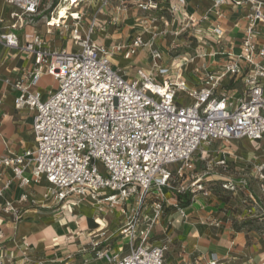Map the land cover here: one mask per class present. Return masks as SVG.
Listing matches in <instances>:
<instances>
[{
	"label": "built area",
	"instance_id": "1",
	"mask_svg": "<svg viewBox=\"0 0 264 264\" xmlns=\"http://www.w3.org/2000/svg\"><path fill=\"white\" fill-rule=\"evenodd\" d=\"M112 1L4 0L9 14L6 22L0 19L6 30L0 43L33 59V70L22 73L12 87L14 108L32 113L34 147L0 155V168L10 173L8 178L0 173V216L16 224L25 203L40 211L71 212L86 205L99 213L117 212L123 221L117 232L126 241V251L97 250L101 264H163L167 246H152L149 240L171 206L166 193L189 194L191 203L196 194L208 195L203 175L195 173V164L205 161L204 147L240 139L258 144L264 138V0H212L216 21L207 30L184 12V0L168 3L167 12L177 24L174 37L184 34L195 46L190 62L217 55L223 59L214 71L195 67L194 86L188 85L182 69L188 54L163 65L162 53L152 48L159 35L150 30L155 18L140 21L142 31L152 33L149 42L142 33L128 44L106 46L95 38L104 30L100 16L119 9ZM63 5L73 6L75 13L50 26ZM133 6L160 11L157 0H133ZM223 7L242 11L233 26L240 38L207 54L208 46L222 44ZM41 18L44 34L33 33L20 45L17 33L34 28ZM55 36L71 42L75 50L47 47V37ZM143 48L148 49L147 68H135L132 77L127 68H114L113 60L129 61ZM42 75L56 82L55 91L36 88ZM227 162L224 152L213 163L206 161V171L226 170ZM263 171V165L254 166L262 182ZM42 181L46 187L41 200L30 199L26 188ZM12 185L22 190L15 201L5 198ZM238 185L246 184L228 179L222 188L235 191ZM172 206L177 208V203ZM177 210L186 216L184 209ZM2 239L0 230V244ZM186 264L220 262L215 254H199Z\"/></svg>",
	"mask_w": 264,
	"mask_h": 264
},
{
	"label": "crops",
	"instance_id": "2",
	"mask_svg": "<svg viewBox=\"0 0 264 264\" xmlns=\"http://www.w3.org/2000/svg\"><path fill=\"white\" fill-rule=\"evenodd\" d=\"M117 1L113 0L111 4L115 8H118L119 2ZM157 1L160 6V11L157 12H144L132 5L130 7L126 6L132 16L129 22L131 24L130 28L135 30L134 34H131L129 37L127 36L121 39L114 34L110 35L108 33V36H106L105 34L98 35L97 33L95 38L106 46L114 42L128 44L135 35L142 33L143 39L149 42L152 33L143 32L140 21L144 17L150 18L153 14H156V24H153L150 30H152L151 32L159 33V35L153 39L152 48H156L162 53L163 65L169 64L172 60L169 63L166 61L161 49L162 45L168 43L170 47H173L172 44H176L175 46L179 47L183 45L184 40H188L189 42V39L184 34L180 37H174L173 35V32L177 29V24L167 12L168 3L171 0ZM121 3L122 1H120ZM211 6L212 0H184L182 9L188 16H192L198 21V27L207 30L216 21V15L213 11H210ZM222 11L224 16L222 24L225 32L222 44L220 46H208L206 48L207 54L212 51H221L224 46L228 45V42L232 41L236 43L240 38V33L237 34V30L233 26L236 22L240 21V18L243 16L242 11L229 10L225 7L222 8ZM70 13L74 14L75 11L71 9ZM8 14L9 9L4 5V0H0V19L6 22ZM204 16H206V20H201ZM100 21L103 23L108 20L100 16ZM41 24L43 22L41 20L38 21L36 26L32 28L30 35H26L27 29L19 31L17 33L19 44L23 45L29 41L33 33L43 35L44 31L39 30ZM4 32L6 30L2 25L0 26V33ZM46 40H49L47 44L49 48L54 46L66 48L67 45L65 43L62 44L60 41H52L50 37H47ZM189 44L191 43L189 42ZM193 47L195 46L193 45ZM194 53L195 49L192 51L193 55ZM222 60L219 55L214 58H195L187 75L184 72L188 85L194 86L196 84L197 80L193 74L195 67L205 66L207 70L214 71L221 67ZM117 61H119L120 65H116L115 67L121 69L127 68V76L132 77L135 73V68L145 69L148 67L150 63L148 49L143 48L138 50L137 54L129 61H123L119 57ZM33 68V59L30 55L24 54L17 49H8L0 43V155H18L34 147V137L31 129L32 113L26 109L18 111L14 108L16 92L12 87L16 78L20 77L26 71L33 70ZM42 78L49 79L50 77L42 75L40 79ZM36 88L43 93L51 89L44 88V86H37ZM243 140L251 144L246 139L232 140L230 142H240ZM230 142L214 141L210 146L204 147L205 155L209 156L211 153L212 157H216L217 159L221 158L222 153L227 149V145H231ZM263 144L264 138L258 144H254L255 147L252 146L255 155L263 152L261 149ZM255 163L254 166L258 162ZM0 173L3 174L4 178L10 176V173L5 172L2 168H0ZM242 179L244 178L242 177ZM45 187L46 183L42 181L38 185H30L25 191L28 193L30 199L41 200V195ZM21 192L22 190L12 185L9 191L6 192L5 198L15 201ZM166 197L168 204L171 206L177 202L174 193H166ZM219 208H221V205L217 201L206 199L196 200L184 208L185 217H181L179 211L176 209L168 210L169 207L166 208L163 219L153 228L149 240L152 246H167L163 264H186L193 261L199 254H215L220 264H264V248L255 242L248 245L246 233L243 231H234L228 223V215L218 211ZM20 209L22 219L16 224H12L3 216H0V230L3 232V239L0 244V260L3 264H16L13 262L12 249L22 238L30 241L27 243L28 249L33 247L30 251H33L34 248L44 250L50 247V245H53L56 238L59 237L60 241L66 238L65 231L58 220L52 222L51 219H43V214L38 213L43 211H38L30 203L20 205ZM81 209H85L82 212H90L91 210L95 214L99 213L94 207L86 205L74 207L75 212L71 218L76 220V224H79L80 231H85L90 227L100 224L101 221L99 219L96 220L86 217V215L81 213ZM106 215H114V212L107 213ZM22 246H19L18 249H21ZM111 250L113 252H124L126 251L125 243L120 241L116 246L111 247ZM17 264L26 263H23V260H21Z\"/></svg>",
	"mask_w": 264,
	"mask_h": 264
},
{
	"label": "rangeland",
	"instance_id": "3",
	"mask_svg": "<svg viewBox=\"0 0 264 264\" xmlns=\"http://www.w3.org/2000/svg\"><path fill=\"white\" fill-rule=\"evenodd\" d=\"M120 1L123 4H120ZM117 2H119L117 6L119 9L111 11L106 16H101L105 17L108 21L109 18L110 20H116V23L110 25L108 21H105L104 25H102L104 30L98 32V35L105 34L108 36L109 33L123 39L134 34L135 30L130 28L131 24H129L132 16L128 12V7L133 6V0H118ZM113 4L115 5V3ZM123 6H128L125 8V11H123ZM150 18L157 19V15L153 14ZM40 20L43 22V18ZM26 29V35H30L32 28L26 27ZM39 30L44 31V24L40 25ZM52 41H59V38L55 36ZM184 41L183 45L179 47H176V44H172L173 47H170L168 43L163 44L161 49L168 63L174 58L180 59V57L188 54L189 56L184 57L187 59V62L182 61L183 64L185 63L182 67L183 72L187 75L193 64L188 57H192L194 47L189 44L188 40ZM61 43L67 44L66 50L68 52L75 50L71 42L61 41ZM112 63H115L113 65L114 68L116 65H120L117 58ZM37 86H44L47 89L51 88L52 91H55L57 88V84L52 78L40 79ZM183 103L188 104L189 102L185 100ZM230 144L227 145V149L225 150V157L228 159L226 170L213 167L211 171H206V161L213 163L217 160L216 157H212L211 153L209 156L205 155V161H198L195 164V173L203 175V187L208 192L206 196L196 194L195 201L199 199L217 201L221 205L218 211L228 215L227 220L232 229L246 233L248 245L255 242L264 248V182L254 172L255 162H258L257 165L264 166V144L261 146L263 152H260L258 155H255V151L252 149V146L255 147V145L249 144L245 140L230 142ZM228 179L232 180L235 184L245 181L246 185L244 187L238 185L235 191L224 190L222 185ZM180 183L177 185H180ZM177 209L182 208L177 204ZM84 210L81 209V213L86 215V217L99 219L101 221L100 224L90 227L85 231H80L79 224H76V220L71 218L75 212L74 207L71 208V212H55V210L38 212L39 214H43V219L48 218L52 222L58 220L65 231L66 238L60 241L58 237L50 247L44 250L34 248L33 251H30L33 247L28 249L27 243L30 241L22 238L18 244L13 246V262L17 264V262L19 263V261L23 260V263L26 264H101L96 258L97 250L105 247L111 248L116 246L120 241L126 242L121 240L117 232L123 224L122 215L117 212H114V215L111 216L104 213L95 214L91 210L90 212H82ZM21 245H23L22 248L18 249Z\"/></svg>",
	"mask_w": 264,
	"mask_h": 264
},
{
	"label": "bare ground",
	"instance_id": "4",
	"mask_svg": "<svg viewBox=\"0 0 264 264\" xmlns=\"http://www.w3.org/2000/svg\"><path fill=\"white\" fill-rule=\"evenodd\" d=\"M76 1V0H73ZM73 6L70 5H63L57 9V13L53 16L50 26L55 25L56 23L60 22L61 19L65 18L66 14L71 11Z\"/></svg>",
	"mask_w": 264,
	"mask_h": 264
},
{
	"label": "trees",
	"instance_id": "5",
	"mask_svg": "<svg viewBox=\"0 0 264 264\" xmlns=\"http://www.w3.org/2000/svg\"><path fill=\"white\" fill-rule=\"evenodd\" d=\"M190 198H191V196L189 194L184 195V196H180V195L175 194V199L177 201V204L180 205V207L182 209H184L190 205ZM173 209H177V208L171 206V207H169L168 210H173Z\"/></svg>",
	"mask_w": 264,
	"mask_h": 264
}]
</instances>
